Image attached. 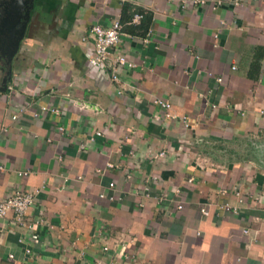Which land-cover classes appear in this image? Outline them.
Instances as JSON below:
<instances>
[{
	"label": "crops",
	"instance_id": "0c3cea01",
	"mask_svg": "<svg viewBox=\"0 0 264 264\" xmlns=\"http://www.w3.org/2000/svg\"><path fill=\"white\" fill-rule=\"evenodd\" d=\"M220 1L33 0L0 54V199L39 192L0 264H264V0ZM116 19L135 66L91 65Z\"/></svg>",
	"mask_w": 264,
	"mask_h": 264
},
{
	"label": "built area",
	"instance_id": "2783aa9c",
	"mask_svg": "<svg viewBox=\"0 0 264 264\" xmlns=\"http://www.w3.org/2000/svg\"><path fill=\"white\" fill-rule=\"evenodd\" d=\"M217 2V5L220 4V0H215ZM233 4L238 5L243 2H247L250 0H230ZM143 14L141 12H134L132 15V18L130 20L131 23H138ZM90 36L94 40V49L92 55L88 58V61L93 66L98 67H104L110 65V62L114 64L119 65H126L130 68L134 67L135 64L131 61H129L123 53L116 52L113 54V57H111V49L118 43L122 32V24L120 20L116 19L114 20L109 26H101L98 24H94L91 26L89 30ZM111 67V78L112 80H117V73L116 69ZM218 81L221 80L220 77L217 78ZM120 92V91H118ZM160 103L163 107L166 109H169L170 103L167 101H157ZM264 112V111H262ZM168 115V114H167ZM15 118V116H13ZM60 130L63 129V127L59 128ZM100 132H96V135H99ZM164 152L161 151L156 156L163 155ZM0 169H2V166L0 165ZM27 171L18 172V175H26ZM113 183H110L112 185ZM39 192L38 189H36L33 192L27 191V192H15L13 194L7 195L0 199V217L5 216L8 212L12 211L15 215V218L17 222L21 225H26L28 227H31L29 224L25 222V215L27 213V210L33 205L34 203V196L35 194ZM178 208H181V205L178 206ZM225 209L236 211L237 209L235 207H231L228 204H225ZM203 213L207 214V211L205 209H202ZM244 233H246L248 230L244 229ZM10 257H13V255H10Z\"/></svg>",
	"mask_w": 264,
	"mask_h": 264
},
{
	"label": "water",
	"instance_id": "95a60500",
	"mask_svg": "<svg viewBox=\"0 0 264 264\" xmlns=\"http://www.w3.org/2000/svg\"><path fill=\"white\" fill-rule=\"evenodd\" d=\"M33 0H5L0 19V54L9 63L22 40Z\"/></svg>",
	"mask_w": 264,
	"mask_h": 264
},
{
	"label": "trees",
	"instance_id": "16d2710c",
	"mask_svg": "<svg viewBox=\"0 0 264 264\" xmlns=\"http://www.w3.org/2000/svg\"><path fill=\"white\" fill-rule=\"evenodd\" d=\"M134 14V13H133ZM247 142H249L248 144H249V152L250 153H253V157H258V155H256V153L257 154H260L261 156H263L264 157V154H263V152H264V149H263V147L262 148H260V143L259 142H256L255 140H250V141H247ZM248 152V153H249ZM249 155V154H248ZM260 158H262V157H260Z\"/></svg>",
	"mask_w": 264,
	"mask_h": 264
}]
</instances>
